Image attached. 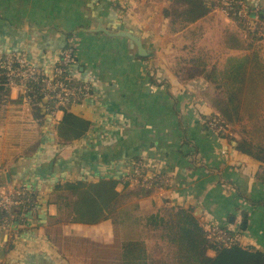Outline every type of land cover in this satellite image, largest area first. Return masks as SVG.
Segmentation results:
<instances>
[{
  "label": "crops",
  "instance_id": "obj_1",
  "mask_svg": "<svg viewBox=\"0 0 264 264\" xmlns=\"http://www.w3.org/2000/svg\"><path fill=\"white\" fill-rule=\"evenodd\" d=\"M201 1L209 9L189 21L174 17V10L187 8L184 0H0V54L20 50L49 67L72 42V72L94 85L83 103L65 110L89 122L83 136L68 142L56 133L65 111L35 118L19 90L7 88L0 184L13 190L28 184L32 194L31 206L15 213V232L0 227V264H125L112 218L71 222L53 202V187L65 180H121L136 160L168 178L123 202L135 205L132 214L141 221L164 208H190L204 231L218 224L238 244L264 252V164L235 148L232 138L241 135L217 133L205 122L222 117L224 98L216 92L225 86L216 76L248 52L245 34L216 0ZM99 23L137 32L150 55L138 56L127 37L93 31ZM261 45L264 58V39ZM13 126L16 147L7 142ZM93 246L113 258H99Z\"/></svg>",
  "mask_w": 264,
  "mask_h": 264
},
{
  "label": "trees",
  "instance_id": "obj_2",
  "mask_svg": "<svg viewBox=\"0 0 264 264\" xmlns=\"http://www.w3.org/2000/svg\"><path fill=\"white\" fill-rule=\"evenodd\" d=\"M186 9L175 11L174 17L182 16L191 21L207 12L209 6L201 0H184ZM234 18V17H232ZM239 27L240 22L235 18ZM245 49L248 52L241 58L231 60L221 73L222 84L227 96L219 101L220 113L226 126L237 122L243 127L239 139L232 138L237 150L264 164V58L261 38L255 33L245 32ZM212 77V74H211ZM0 76V126L5 118L7 88ZM21 97V96H20ZM22 100V99H21ZM20 100V101H21ZM65 111V110H64ZM33 117H40L38 108L32 110ZM89 122L65 111L56 126V133L62 142L80 138L87 131ZM19 130V129H18ZM18 130L13 126L9 132V142L13 147L19 145ZM120 184L122 191L116 190ZM129 184L116 178H100L97 181L84 179L57 182L53 187L58 211L71 222L97 223L112 218L120 225L125 235L132 226H141V230L152 233L154 240L151 251L145 252L146 243L139 237L124 235L121 241L120 257L125 264H264V252L233 243L223 246L210 241L199 225L190 208L170 207L159 212L140 217L132 214L134 208L123 207L125 200L147 194L152 187ZM34 199V197L32 196ZM135 206V205H134ZM21 205L13 211L21 213ZM1 216V212H0ZM17 219V218H16ZM158 245H162L159 248ZM150 248V249H151Z\"/></svg>",
  "mask_w": 264,
  "mask_h": 264
},
{
  "label": "built area",
  "instance_id": "obj_3",
  "mask_svg": "<svg viewBox=\"0 0 264 264\" xmlns=\"http://www.w3.org/2000/svg\"><path fill=\"white\" fill-rule=\"evenodd\" d=\"M216 1L225 14L241 23L245 32L255 33L261 41L264 39V4H251L250 0ZM76 61V46L72 42L58 51L49 67L31 61L23 51L10 50L0 54V76L6 88L19 90L27 110L38 108L42 115L55 118L57 112L83 103L92 94L93 80L81 79L72 72L71 67ZM205 122L211 130L225 133V125L219 116H209ZM148 166L142 160L134 161L131 170L125 172L121 180L147 187L159 182L166 185L167 175ZM31 194L28 184H21L15 190L0 184V227L7 235L15 232L14 207L31 206ZM205 232L214 243L223 246L236 243L235 237L218 224H206Z\"/></svg>",
  "mask_w": 264,
  "mask_h": 264
},
{
  "label": "rangeland",
  "instance_id": "obj_4",
  "mask_svg": "<svg viewBox=\"0 0 264 264\" xmlns=\"http://www.w3.org/2000/svg\"><path fill=\"white\" fill-rule=\"evenodd\" d=\"M176 10H174L173 12H175ZM232 18V17H231ZM233 20H234V18H232ZM243 31V34L245 33V31L244 30H242ZM262 42V41H261ZM216 79H217V82H221L222 81V78H220V77H217L216 76ZM221 91L223 92V93H218V92H216V97H218V96H223L222 98H224V100H225V97L227 96V93H226V89L224 88V87H222L221 88ZM29 112H32V110L30 109L29 110ZM39 113H40V111H39ZM41 114V113H40ZM220 118L223 120V121H225L224 120V118L223 117H221L220 116ZM34 122V120L32 119V117H31V123H33ZM225 127V134L227 133L226 132V130H228L229 132H231L232 134H234V133H236V134H239V135H241V136H243L242 135V129H243V127L240 125V124H238L237 122H234V123H229V124H227L226 126H224ZM125 207H128L129 209H131V208H133V203H127V204H125L124 205ZM135 211H137V210H135ZM132 213H134V212H132ZM132 222H129V226L127 227V230L126 231H128L129 233H127L126 235H125V229L126 228H124V230H122V231H119L118 232V230L121 228L120 227V225H116L115 226V228L117 229V237H116V234L114 233V237H115V242L116 243H118V241L119 240H121L122 238H121V235H125L126 236V238L127 237H134V236H136V237H139V238H141L145 243H146V246L147 247H152L153 246V243H154V240L155 241H158V239H156L155 238V236L154 237H152L151 235H152V233H147L146 231H142L141 230V228L139 227V226H132ZM113 229H114V227H113ZM122 229V228H121ZM124 238V237H123ZM114 239V238H113ZM159 242V241H158ZM93 245H96L95 243L93 244ZM115 245V244H114ZM94 248H96V251H97V249H100V252H98L99 253V258H101V257H103V258H105V257H109V258H113V254L111 253V251L110 250H103V251H101V247L100 248H97L98 246H93ZM110 247L113 249V245H110ZM158 247L159 248H162L163 246L162 245H158ZM106 249V248H105ZM145 249V252H146V248H144ZM152 250V248L150 249V251ZM108 252H109V254H108ZM153 255L155 254L154 252L152 253ZM105 260V259H104ZM99 264H103L102 263V259H101V261H99ZM133 264V263H132Z\"/></svg>",
  "mask_w": 264,
  "mask_h": 264
},
{
  "label": "water",
  "instance_id": "obj_5",
  "mask_svg": "<svg viewBox=\"0 0 264 264\" xmlns=\"http://www.w3.org/2000/svg\"><path fill=\"white\" fill-rule=\"evenodd\" d=\"M93 31H101L105 34L112 35V36H124L130 39L133 44L136 46V54L138 56H149L150 50H147L141 41V38L137 32H133L121 24L117 29L109 30L104 28L101 23H99L95 28L92 29Z\"/></svg>",
  "mask_w": 264,
  "mask_h": 264
}]
</instances>
